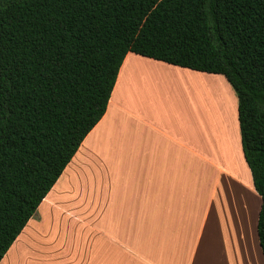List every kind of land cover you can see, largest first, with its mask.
Returning <instances> with one entry per match:
<instances>
[{"label": "crops", "instance_id": "0c3cea01", "mask_svg": "<svg viewBox=\"0 0 264 264\" xmlns=\"http://www.w3.org/2000/svg\"><path fill=\"white\" fill-rule=\"evenodd\" d=\"M225 79L128 53L105 115L0 264H264L238 97L231 119L224 86V112L207 103Z\"/></svg>", "mask_w": 264, "mask_h": 264}, {"label": "trees", "instance_id": "16d2710c", "mask_svg": "<svg viewBox=\"0 0 264 264\" xmlns=\"http://www.w3.org/2000/svg\"><path fill=\"white\" fill-rule=\"evenodd\" d=\"M130 52L231 84L264 255V0H0V262L105 115Z\"/></svg>", "mask_w": 264, "mask_h": 264}, {"label": "rangeland", "instance_id": "374dc122", "mask_svg": "<svg viewBox=\"0 0 264 264\" xmlns=\"http://www.w3.org/2000/svg\"><path fill=\"white\" fill-rule=\"evenodd\" d=\"M226 80V79H225ZM228 83V82H227ZM208 84L212 85L210 82H208ZM214 85H221L219 88L218 86L217 87H208L207 89V92L209 91L210 93V96L208 97V93H206V98H207V103H208V106L211 107V109L213 110V113H220L223 111V108H224V103H225V96H224V89H223V86L224 88H226V93H227V96L230 100V103H231V107H232V115L229 119H231L232 117H234L235 115V99L237 98V94H235L234 92V89L231 88L232 86H227V84H225V82H216L214 83L212 86ZM230 85V84H229ZM234 92V95L232 96L230 92ZM205 96L203 90L201 91V99ZM235 97V98H234ZM218 98H219V109H218ZM194 101V100H193ZM203 106V108H202ZM201 110L204 111V104L203 102H201ZM192 108H193V111H195V105L192 103ZM218 110V111H217ZM224 112V111H223ZM203 115V113H201ZM220 118V117H219Z\"/></svg>", "mask_w": 264, "mask_h": 264}]
</instances>
